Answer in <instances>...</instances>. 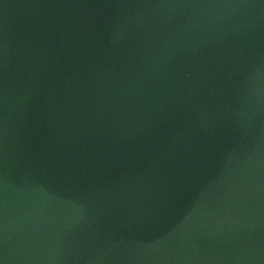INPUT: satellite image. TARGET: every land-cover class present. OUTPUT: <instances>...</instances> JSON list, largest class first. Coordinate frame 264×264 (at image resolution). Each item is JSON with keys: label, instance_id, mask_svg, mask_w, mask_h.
Returning a JSON list of instances; mask_svg holds the SVG:
<instances>
[{"label": "water", "instance_id": "1", "mask_svg": "<svg viewBox=\"0 0 264 264\" xmlns=\"http://www.w3.org/2000/svg\"><path fill=\"white\" fill-rule=\"evenodd\" d=\"M2 264H264V0H0Z\"/></svg>", "mask_w": 264, "mask_h": 264}, {"label": "snow or ice", "instance_id": "2", "mask_svg": "<svg viewBox=\"0 0 264 264\" xmlns=\"http://www.w3.org/2000/svg\"><path fill=\"white\" fill-rule=\"evenodd\" d=\"M0 264H2V262H0Z\"/></svg>", "mask_w": 264, "mask_h": 264}]
</instances>
